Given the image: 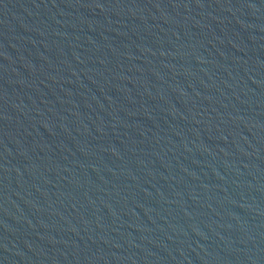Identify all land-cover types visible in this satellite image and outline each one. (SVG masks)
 I'll return each instance as SVG.
<instances>
[{
    "label": "water",
    "instance_id": "obj_1",
    "mask_svg": "<svg viewBox=\"0 0 264 264\" xmlns=\"http://www.w3.org/2000/svg\"><path fill=\"white\" fill-rule=\"evenodd\" d=\"M0 264H264V0H0Z\"/></svg>",
    "mask_w": 264,
    "mask_h": 264
}]
</instances>
